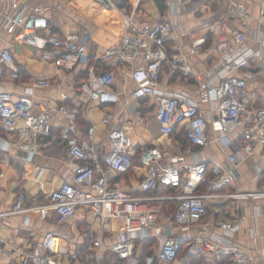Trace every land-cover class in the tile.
<instances>
[{
	"label": "built area",
	"instance_id": "1",
	"mask_svg": "<svg viewBox=\"0 0 264 264\" xmlns=\"http://www.w3.org/2000/svg\"><path fill=\"white\" fill-rule=\"evenodd\" d=\"M98 1L106 7L112 5V0ZM232 6L234 13H245L241 5L232 3ZM118 12L120 39L88 64L87 76L80 83V103L86 106L93 102H115L111 88L116 76L108 66L123 63L127 65L126 74L135 82L130 97H152L160 133L170 135L181 124L186 146L181 152L153 145L143 147L138 160L145 171L138 190L133 192L123 188L116 178L133 168L123 126L110 131L109 148L100 154L94 144L95 126L91 124L84 132L80 131L77 105L64 102L47 111L33 108L32 90L49 86V79L36 80L17 97L0 87V126L16 136L14 141L2 140V149L7 154L12 149L22 151L23 159L31 161L42 151L43 139L48 137L59 140L73 160L70 172L58 187L49 192L40 191L41 203L28 204L27 193L18 191L12 207L1 211L0 217L52 210L57 221L64 223L75 218L78 211H88L97 225H89L83 248L71 256L76 258L80 253L78 257L84 256L92 264H107V256L123 261L133 259L135 264H173L180 252L185 256L201 254L211 260L227 256L234 264H251L252 253L229 236L239 224L222 218L210 220L206 215L209 204L215 202L245 196L264 197V189L255 192L230 189L235 185L238 161L251 154L257 144L264 147V104L255 107L249 103L248 83L255 74L242 70L258 51L246 45L245 33L229 27L224 19L218 20L211 29L215 38L214 60L202 72L193 73L178 53H169L173 20L159 15L152 21L140 22L137 6L133 9L124 5ZM0 28L12 34L15 42L48 51L56 65L66 71L87 55L86 42L80 35L53 31L51 22L36 5L8 0L0 8ZM138 57L141 63L133 67ZM164 66L192 78L197 98H191L187 90L163 88L160 77ZM5 69L12 78H18L19 69L10 47L0 48V77ZM201 103L211 104L215 111L210 121L200 108ZM58 119L65 124L57 132L54 121ZM102 121L109 123V116ZM208 128L218 135L234 136L237 149L227 156L230 164L198 157L195 148L217 141L209 136ZM262 153L259 172L264 181V149ZM188 154L192 155L190 162L185 159ZM165 187L173 192L163 193ZM38 188L41 190L40 184ZM169 201L176 203L172 212L167 211ZM175 227L181 235L172 233ZM150 239L153 254L142 262L135 257V249ZM63 244L64 238L53 230H46L40 241L22 247L7 246L0 236V254L18 264H47L49 258L70 253L63 251ZM261 251L256 249L258 253Z\"/></svg>",
	"mask_w": 264,
	"mask_h": 264
},
{
	"label": "crops",
	"instance_id": "2",
	"mask_svg": "<svg viewBox=\"0 0 264 264\" xmlns=\"http://www.w3.org/2000/svg\"><path fill=\"white\" fill-rule=\"evenodd\" d=\"M7 1L0 0V8H3ZM89 1L93 3L89 9L92 13L88 11L89 14L92 17L98 16L85 27L86 30L79 32L72 29L59 32L63 35L70 32L76 33L85 40L87 45V55L68 71L59 68L48 51L37 49L26 43L15 42L12 34L0 28V48H11L19 69L16 79L12 78L9 71L5 69L0 77V87L10 91L13 97H17L23 94L24 89L36 80L49 79L51 82L49 86L32 90L30 98L33 108L47 111L59 103L66 102L77 105L80 131L84 132L86 127L91 124L95 126L94 144L100 154L109 148L108 134L110 131L123 126L126 131L127 151L135 161L130 171L116 175L123 188L133 192L138 190L145 171L138 162V152L143 147L153 145L169 149L171 152H181L184 147L181 145L183 141L181 124L175 127L170 135H165L159 131L154 109L144 115L148 106L153 105L152 97L138 99L130 97L129 93L135 86V82L132 77L126 74L127 65L123 63L116 62L108 66L116 76L111 88V92L116 96L115 102H93L86 106L80 103V83L87 76L88 64L93 61L95 55L100 54L103 49L117 43L120 39L119 7L125 5L134 9L137 6L136 16L140 22L152 21L159 15L173 20L175 24L174 31L168 41L169 53H178L187 62L193 73L202 72L214 60L215 38L211 29L218 20L224 19L229 27L241 30L246 35L244 40L246 45L258 51L257 54L249 58L248 65L242 69L255 74V78L249 79L248 83L249 103L255 107L264 104V47L262 45L264 0H165L166 8L163 11L159 10L153 0H145L152 5L151 13L145 11L144 3L138 7L139 0H128L127 3L125 0H117L115 12L110 13L111 10H109L105 15H102L101 9H98L99 3H95L94 0H85V3H89ZM52 3L54 0H19V4L39 6L47 18L49 17L48 7ZM232 3L241 5L245 13H234ZM203 7L207 9L208 15L197 16L196 10ZM208 16H211L213 20L211 21ZM140 63L141 59L138 57L132 66L135 67ZM160 83L167 91L187 90L190 92L191 98H197L194 80L183 77L168 66L163 68ZM199 106L210 121L215 114L211 104L201 103ZM105 116H109V123L102 121ZM54 122L57 132L65 124L61 119ZM239 131L240 129H237L236 133ZM208 132L209 136L216 137L217 141L209 143L204 148H195L198 157L206 159L208 162L230 164L227 156L237 149L234 136L232 134L218 135L211 128H208ZM5 139L14 141L16 136L13 131H5L0 126V212L12 207L18 191L27 193L28 204L41 203L43 197L40 191L49 192L58 187L70 172L73 160L59 140L44 138L45 145L42 151L35 154L31 161H27L23 159L25 154L22 151L12 149L7 154L2 149V140ZM263 149V144H257L251 154L238 161L235 167V185L230 187L231 190L255 192L264 189V181L259 172ZM185 159L188 162L192 161V155H186ZM112 175L115 177L114 173ZM38 184H40L41 190H39ZM162 192H173V189L165 187ZM167 211L169 212V207ZM206 218L210 220L222 218L239 224V228L230 233V238L235 244L247 248L252 253L251 264H264L263 196L228 198L209 204ZM90 224L96 227V219H93L90 213L85 210L78 211L75 218L64 223L57 221L52 210L34 211L28 214L15 213L0 217V236L5 240L7 246L22 247L40 241L46 230H53L64 238L63 251L69 250L70 253L63 254L62 257L49 258L47 264H85L86 261L82 257H78L80 253L77 254V260L72 257V254L83 248V240ZM172 233L182 234L178 227L173 228ZM143 245L136 247L135 257L140 258ZM258 248L262 250L261 253L256 252ZM187 257L189 256L182 254L173 264H186ZM221 261L223 260L208 259V264H220ZM123 262V264H135L133 259ZM0 264L18 263L16 260L7 259L5 255L0 254ZM221 264L234 263L228 258Z\"/></svg>",
	"mask_w": 264,
	"mask_h": 264
},
{
	"label": "rangeland",
	"instance_id": "3",
	"mask_svg": "<svg viewBox=\"0 0 264 264\" xmlns=\"http://www.w3.org/2000/svg\"><path fill=\"white\" fill-rule=\"evenodd\" d=\"M126 3L128 0H125ZM145 0H139L140 7L141 3H144L145 11L150 12V8L152 7L151 3ZM84 2V3H82ZM94 2L99 3L98 9H101V14L105 15L109 10H111L110 13L115 12V6L117 3V0H112V5H109L108 7L104 6L100 1L94 0ZM138 3V2H137ZM93 3L89 1V3H85V0L79 1V0H54V3L48 7V18L53 26V28L56 30V32H62V31H69V30H78L79 32H83L86 30V26L91 23L92 19L97 18L98 15H94L93 17L89 14L88 11H90V7H92ZM101 5V6H100ZM104 8V9H103ZM97 11V10H96ZM100 11V10H98ZM92 13V11H90ZM87 13V14H86ZM151 13V12H150ZM89 14V16H88ZM195 14L197 16L200 15H206L207 9L202 8L196 10ZM208 15V14H207ZM115 18V14H114ZM208 18L212 21L213 18L211 16H208ZM115 23V22H114ZM154 109V105L148 106L147 110L145 111L144 115L146 113L151 112ZM86 226V225H85ZM84 258V256H83ZM227 259V258H226ZM84 262V260H81ZM87 264V263H85ZM201 264H205L202 263Z\"/></svg>",
	"mask_w": 264,
	"mask_h": 264
},
{
	"label": "trees",
	"instance_id": "4",
	"mask_svg": "<svg viewBox=\"0 0 264 264\" xmlns=\"http://www.w3.org/2000/svg\"><path fill=\"white\" fill-rule=\"evenodd\" d=\"M156 4V6L159 8L160 11H163L165 8H166V5H165V0H153ZM53 31L56 32V30L53 28ZM102 65V64H101ZM104 67V65H102ZM77 121H78V124L80 125L79 123V114L77 115ZM87 128V127H86ZM187 144V141H186V138L184 136V131H183V141L181 142V145L182 147H185ZM140 152V151H139ZM139 152H138V155H139ZM132 161H133V164H134V160H133V157H132ZM139 162V161H138ZM168 204V207H169V212H172L174 210V207H175V202H167ZM152 244H153V240L150 239L148 241H146L143 245V248H142V254L140 256V260H142L143 262V259L149 255H152L153 254V251L151 249L152 247ZM183 254V252H180L178 254V257H181ZM227 256H224L222 258V260H226ZM228 260V258H227ZM107 261L108 263L107 264H123V260H120L119 258L117 257H113V256H107ZM223 261H221V263H223ZM202 263H205V264H208V259L207 257L201 255V254H195V255H191L189 257H187V260H186V264H201ZM87 264H92L93 262L88 260L86 261ZM220 263V264H221ZM156 264V263H154Z\"/></svg>",
	"mask_w": 264,
	"mask_h": 264
},
{
	"label": "water",
	"instance_id": "5",
	"mask_svg": "<svg viewBox=\"0 0 264 264\" xmlns=\"http://www.w3.org/2000/svg\"><path fill=\"white\" fill-rule=\"evenodd\" d=\"M169 232H170V231H169V229L167 228V229H166V233L169 234Z\"/></svg>",
	"mask_w": 264,
	"mask_h": 264
}]
</instances>
